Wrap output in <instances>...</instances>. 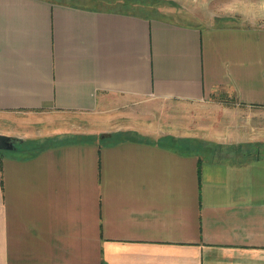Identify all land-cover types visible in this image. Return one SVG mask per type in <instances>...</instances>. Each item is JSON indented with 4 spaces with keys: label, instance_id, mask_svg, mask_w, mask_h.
<instances>
[{
    "label": "crops",
    "instance_id": "obj_1",
    "mask_svg": "<svg viewBox=\"0 0 264 264\" xmlns=\"http://www.w3.org/2000/svg\"><path fill=\"white\" fill-rule=\"evenodd\" d=\"M166 4L0 0V264H264V155L135 119L225 93L248 122L218 145L264 146V0Z\"/></svg>",
    "mask_w": 264,
    "mask_h": 264
},
{
    "label": "rangeland",
    "instance_id": "obj_2",
    "mask_svg": "<svg viewBox=\"0 0 264 264\" xmlns=\"http://www.w3.org/2000/svg\"><path fill=\"white\" fill-rule=\"evenodd\" d=\"M60 1H72L83 4H90L92 6H98L102 8L110 9H124L141 14H147L157 12L154 6L157 2H167V6L174 7L178 13L177 19L185 22H196L200 25L216 24L225 22L224 20L212 19L211 14L214 11L210 7V0H122V3H118L116 0H60ZM108 3H105V2ZM260 1V0H259ZM156 3V5H155ZM132 4H139L144 7H136ZM142 4V5H141ZM164 4L157 5L163 6ZM217 5V4H216ZM154 11H152V10ZM152 12H151V11ZM223 11V10H222ZM234 100L225 93L217 92L211 96V101L204 104L195 105H176V104H162L154 103L147 105L145 109L141 110L146 112L145 115L135 116L137 121H144L147 127L155 128L159 125L163 127L173 129L172 134L176 135L181 139L194 140L196 145L203 144L206 150L215 148H221L222 154L229 156L235 160H246L259 152L264 155V146L242 150L233 148L222 147L218 145L219 139L216 136L222 135L221 133L226 131V128L231 129V126L235 124H242L246 121V116L242 115L235 105ZM236 111V112H235ZM134 118V117H130ZM136 121V122H137ZM250 125L257 124L255 127L256 131H260L261 125H264V119L258 118L257 120L252 119ZM258 128V129H257ZM244 130V126H242ZM111 133H108V135ZM141 136L145 138H153L154 132H140ZM114 136H110V139L114 137H125L131 135L126 132H115ZM214 138V140H213ZM216 140V141H215Z\"/></svg>",
    "mask_w": 264,
    "mask_h": 264
},
{
    "label": "water",
    "instance_id": "obj_3",
    "mask_svg": "<svg viewBox=\"0 0 264 264\" xmlns=\"http://www.w3.org/2000/svg\"><path fill=\"white\" fill-rule=\"evenodd\" d=\"M10 143H11L10 137L0 134V149L9 148Z\"/></svg>",
    "mask_w": 264,
    "mask_h": 264
}]
</instances>
